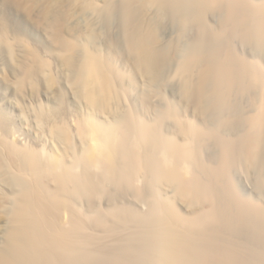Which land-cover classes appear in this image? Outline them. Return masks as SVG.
Returning <instances> with one entry per match:
<instances>
[{"label": "bare ground", "instance_id": "6f19581e", "mask_svg": "<svg viewBox=\"0 0 264 264\" xmlns=\"http://www.w3.org/2000/svg\"><path fill=\"white\" fill-rule=\"evenodd\" d=\"M3 1L0 264H264V0Z\"/></svg>", "mask_w": 264, "mask_h": 264}, {"label": "rangeland", "instance_id": "374dc122", "mask_svg": "<svg viewBox=\"0 0 264 264\" xmlns=\"http://www.w3.org/2000/svg\"><path fill=\"white\" fill-rule=\"evenodd\" d=\"M10 6L11 5L5 4L3 0H0V19L6 20L9 31H10L11 38H12V36L15 37L18 34H20V35L26 37V39L34 45H37V46L42 47V48L47 47L48 44H47V39H46L44 32L35 24H33L32 22H29L24 16H22L21 13L17 12L14 7H12V6L10 7ZM14 28H16V29H14ZM26 33H27V35H26ZM28 38H30V39H28ZM13 52H11V50L7 46V43L4 41L2 33L0 32V102L4 103V106L7 108V110H9L10 112L13 111V114H15L14 116H16V117H14L15 121H17L19 127L22 128L25 125H28L29 123L33 124V126H34L35 120L33 119V113L30 111H29L30 112L29 113L27 111V112H23V114H22V111L18 110V106H17L18 102L17 101H19V102L21 101L23 104V103L27 102L26 99H22L21 96H20L21 98L19 97L15 86L9 85L7 82H5V77H11L12 78L14 75V72H15V65L14 64L16 63V60H14V59H16V55L14 56V54H16V51H13ZM42 85H44V84H42ZM42 85H41V90L45 91L46 87H45V85L44 86H42ZM45 101L47 102L46 99H45ZM25 113H29V114H25ZM22 117H23V119H22ZM46 136L47 137H45L43 141H39V143L42 142L43 144H45V146L48 149H50L52 146L53 147L56 146V142H54L55 139H53V137H51V136H48V135H46ZM51 149H53V148H51ZM4 177L9 178V174L4 175ZM144 208L146 209V207H143L142 209H144Z\"/></svg>", "mask_w": 264, "mask_h": 264}]
</instances>
